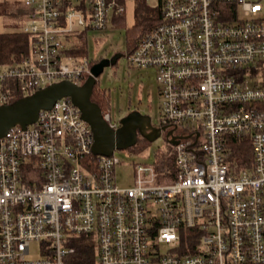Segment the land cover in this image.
<instances>
[{"label": "built area", "instance_id": "obj_1", "mask_svg": "<svg viewBox=\"0 0 264 264\" xmlns=\"http://www.w3.org/2000/svg\"><path fill=\"white\" fill-rule=\"evenodd\" d=\"M26 2L29 53L0 64V104L55 81L84 83L97 60L77 53L80 35L125 12V0ZM157 6L161 20L129 61L155 71L174 168L138 163L133 186L121 187L115 151L94 153L80 108L58 99L0 138V264H71L81 235L95 244L93 264H264V3ZM103 117L120 126L109 110ZM191 227L198 248L182 254Z\"/></svg>", "mask_w": 264, "mask_h": 264}, {"label": "rangeland", "instance_id": "obj_2", "mask_svg": "<svg viewBox=\"0 0 264 264\" xmlns=\"http://www.w3.org/2000/svg\"><path fill=\"white\" fill-rule=\"evenodd\" d=\"M151 6H157L159 0H145ZM264 3V0H261ZM16 3L20 0H0V32L22 28L27 21V13L13 14ZM25 5V3H24ZM137 0H125L124 24L109 19L103 28H92L87 31L86 42L90 58L98 61H109L117 58L116 63L105 64L97 78L99 88L110 97L113 120L119 121L130 111H138L148 116L151 123L138 128V142L128 148H117L115 156L120 163L116 166V181L121 187L133 186L138 163H156V153L169 148L164 134L156 135L155 129L162 125L161 102L156 74L151 67H137L130 63V46L127 30L137 19ZM168 154V153H167ZM38 242L31 244V257L37 256ZM167 245L162 247L166 250Z\"/></svg>", "mask_w": 264, "mask_h": 264}, {"label": "water", "instance_id": "obj_3", "mask_svg": "<svg viewBox=\"0 0 264 264\" xmlns=\"http://www.w3.org/2000/svg\"><path fill=\"white\" fill-rule=\"evenodd\" d=\"M116 60L117 58L96 62L92 68L93 74L82 84L63 79L45 85L13 102L0 104V138L13 127L20 126L26 129L38 119L42 109H50L58 99L69 97L80 108L83 119L92 127L94 153L111 155L117 148L135 145L138 140L137 129L143 126L141 121L143 118L148 120L150 118L138 111H131L121 118L120 126L115 129L104 119L100 105L92 99L97 78L104 65L116 63ZM155 134L160 135V128H157Z\"/></svg>", "mask_w": 264, "mask_h": 264}, {"label": "trees", "instance_id": "obj_4", "mask_svg": "<svg viewBox=\"0 0 264 264\" xmlns=\"http://www.w3.org/2000/svg\"><path fill=\"white\" fill-rule=\"evenodd\" d=\"M17 6H13L12 13L18 14L28 13L30 8H24L20 3H16ZM136 12L138 19L136 23L128 28L127 38L130 46V51L134 49L141 41L145 34L150 31L161 20V8L160 6H151L145 0H137ZM124 12L115 17L114 21H118V24H124ZM77 53L89 55V50L86 42L85 32L80 35V39L77 43ZM30 49V36L22 28H18L13 31L0 32V64L12 62L14 60H20L28 56ZM98 62V60H97ZM24 94H16L8 102H13ZM92 99L97 102L103 111L108 110L110 106V97L104 90L99 88L98 84L95 85ZM237 145L235 144L234 147ZM238 147V146H237ZM244 146L239 145L238 148ZM248 147V146H247ZM156 163H154L157 171L160 174H164L168 169L174 168V160L165 151H158L156 153ZM169 179H161L158 181H168ZM202 234L198 227L186 228L183 233L181 246L179 251L182 254H190L196 251L199 237ZM72 246L75 248V253L69 257L71 264H93L95 259V244L92 238L81 235L72 240ZM256 264V263H250ZM263 264V263H262Z\"/></svg>", "mask_w": 264, "mask_h": 264}, {"label": "flooded vegetation", "instance_id": "obj_5", "mask_svg": "<svg viewBox=\"0 0 264 264\" xmlns=\"http://www.w3.org/2000/svg\"><path fill=\"white\" fill-rule=\"evenodd\" d=\"M130 112V111H129ZM128 112V113H129ZM144 120H142L141 121V123H142V125H143V127L144 128H146L150 123H151V121L150 120H148L147 118H143ZM147 125H146V124ZM160 133L161 134H164V135H166V137H167V141H168V144H170V138L171 137H169V136H171L170 134V132H171V130H172V128H170V127H168L167 125H161L160 127ZM156 130H157V128L155 129V132H156ZM139 140V139H138ZM138 140H137V142H138Z\"/></svg>", "mask_w": 264, "mask_h": 264}, {"label": "crops", "instance_id": "obj_6", "mask_svg": "<svg viewBox=\"0 0 264 264\" xmlns=\"http://www.w3.org/2000/svg\"><path fill=\"white\" fill-rule=\"evenodd\" d=\"M17 1V0H16ZM20 1H23V5H24V3H25V5H24V8L26 9V8H29V6H28V4H27V2H26V0H20ZM22 5V4H21ZM22 5V6H23ZM29 13H30V11L27 13V21H28V19H29ZM27 21H26V23H27Z\"/></svg>", "mask_w": 264, "mask_h": 264}]
</instances>
